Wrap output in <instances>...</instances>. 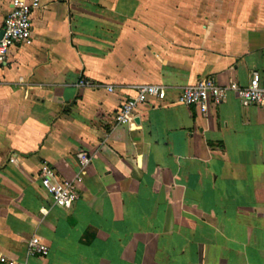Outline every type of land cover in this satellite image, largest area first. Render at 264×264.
I'll return each instance as SVG.
<instances>
[{
	"label": "crops",
	"instance_id": "obj_1",
	"mask_svg": "<svg viewBox=\"0 0 264 264\" xmlns=\"http://www.w3.org/2000/svg\"><path fill=\"white\" fill-rule=\"evenodd\" d=\"M9 11L0 0V32ZM206 77L264 87V0H41L0 65V255L264 264V108L233 91L206 111L177 102ZM140 85L164 96L117 124ZM80 150V195L57 207L41 163L73 180ZM32 237L47 256L27 255Z\"/></svg>",
	"mask_w": 264,
	"mask_h": 264
},
{
	"label": "built area",
	"instance_id": "obj_2",
	"mask_svg": "<svg viewBox=\"0 0 264 264\" xmlns=\"http://www.w3.org/2000/svg\"><path fill=\"white\" fill-rule=\"evenodd\" d=\"M41 0H10V11L5 19L3 35L0 38V65L5 64L9 50L14 46L22 45L31 39L32 13L40 7ZM80 85H89L88 81H81ZM111 90V87H108ZM137 95L123 103L115 114L117 124H128L134 118V110L144 103L149 96L163 97L165 88L156 85H140L136 88ZM236 92L247 104L264 108V87L254 77L247 85L241 86L233 82L228 86L219 85L212 77L197 80L183 88L178 103L186 106H195L206 111L208 105L221 104L229 92ZM79 173L73 180L57 177L56 172L45 161L40 166V179L45 186L54 183L52 187L53 203L63 208L76 201L79 197V186L83 175L91 163L89 154L80 150L77 153ZM49 253L48 246L38 237H32L27 244L28 256L45 257ZM0 264H27L18 262L0 255Z\"/></svg>",
	"mask_w": 264,
	"mask_h": 264
},
{
	"label": "water",
	"instance_id": "obj_3",
	"mask_svg": "<svg viewBox=\"0 0 264 264\" xmlns=\"http://www.w3.org/2000/svg\"><path fill=\"white\" fill-rule=\"evenodd\" d=\"M2 35H3V30L0 32V38L2 37Z\"/></svg>",
	"mask_w": 264,
	"mask_h": 264
}]
</instances>
